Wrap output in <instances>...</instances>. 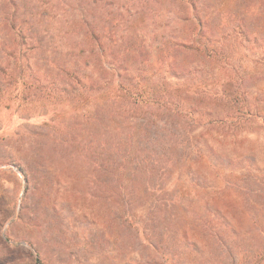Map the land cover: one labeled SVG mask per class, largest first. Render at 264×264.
Instances as JSON below:
<instances>
[{"label":"rangeland","instance_id":"374dc122","mask_svg":"<svg viewBox=\"0 0 264 264\" xmlns=\"http://www.w3.org/2000/svg\"><path fill=\"white\" fill-rule=\"evenodd\" d=\"M140 1L118 24L100 19L104 63L130 61L142 40L141 79L188 89L179 113L106 97L115 77L104 84L94 62L58 69L37 54L21 69L0 52V264H264V0H188L216 54L183 50L171 74L161 47L190 30L172 0L143 13ZM223 82L238 102L211 100ZM236 111L247 121L216 123Z\"/></svg>","mask_w":264,"mask_h":264},{"label":"trees","instance_id":"16d2710c","mask_svg":"<svg viewBox=\"0 0 264 264\" xmlns=\"http://www.w3.org/2000/svg\"><path fill=\"white\" fill-rule=\"evenodd\" d=\"M148 1L150 0L140 1L141 3L137 4L139 8H142L141 13L146 11L144 5ZM185 1L188 2V0H172L177 9L176 13L180 16L184 26L190 30L189 38L182 41H168L161 47L163 60L168 59L166 66L170 74L178 70V67L180 68L176 64L175 56L183 50H189L207 60L213 59L216 54L214 43L207 36V26L202 22L199 10L194 3H185ZM99 4L108 6V9H105V6L97 7ZM134 5H136V0H124L121 4H117L114 0H0V52H4V57L13 60L21 69L29 67L32 56L37 54L44 55L43 60L53 67L58 65L56 67L58 69L59 66H67L70 62L73 64L76 62L85 67L94 62L97 70L103 74L104 82H106L104 84L108 85L110 78L115 77V88L113 91L108 90L105 93L106 97L116 101L125 98L134 100L138 98L143 103L158 101L161 107L168 106L169 109L172 108L171 111L179 113L183 106V99L186 93H189L188 89L183 88V85L170 88L164 82L154 83L141 79L145 74L142 69L143 65L148 64L147 50L140 45L142 40L139 44L131 42L127 45V54L129 55L130 52L134 54L130 61H122L117 66L111 65L110 67L104 63L111 57L110 49L107 47V45L110 46L108 40L110 39L111 42V37L110 31L106 33L103 31L100 19L104 18L105 22L118 24L123 13L130 15ZM254 6L252 5L251 8ZM112 18L113 21H111ZM49 22L61 25L57 29L62 33L59 31L52 33L49 29ZM233 22L235 24L236 20L234 19ZM244 27L234 25L233 31L236 30L235 33L242 37L245 33ZM66 36H73L75 47L63 53L59 46L62 44L61 39ZM57 37L59 40L55 41ZM140 57L143 61H140ZM131 63L139 65L136 68L139 73L132 78L128 71L131 67L127 65ZM67 76L74 78L71 74ZM222 86L224 87L223 92L210 95L212 101H239L238 90L231 91L226 82H223ZM206 93L209 94V91ZM188 110L191 109L188 108ZM236 112V115L215 118L216 123L237 127L247 121L248 117L239 111ZM200 228L203 232L210 233L213 230V224L207 221L201 224Z\"/></svg>","mask_w":264,"mask_h":264}]
</instances>
